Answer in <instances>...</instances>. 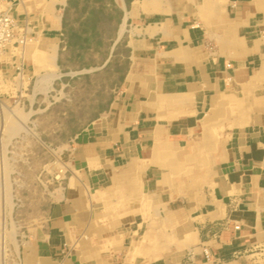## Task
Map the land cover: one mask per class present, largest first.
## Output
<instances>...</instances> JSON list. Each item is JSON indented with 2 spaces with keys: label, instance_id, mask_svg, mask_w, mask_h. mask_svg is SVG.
Returning <instances> with one entry per match:
<instances>
[{
  "label": "crops",
  "instance_id": "0c3cea01",
  "mask_svg": "<svg viewBox=\"0 0 264 264\" xmlns=\"http://www.w3.org/2000/svg\"><path fill=\"white\" fill-rule=\"evenodd\" d=\"M0 1L31 25L22 72L15 53L0 72V131L93 37L127 65L22 264H264V0Z\"/></svg>",
  "mask_w": 264,
  "mask_h": 264
},
{
  "label": "rangeland",
  "instance_id": "374dc122",
  "mask_svg": "<svg viewBox=\"0 0 264 264\" xmlns=\"http://www.w3.org/2000/svg\"><path fill=\"white\" fill-rule=\"evenodd\" d=\"M96 38L87 41L96 50L78 49V72L53 71L57 74L47 81L36 76L4 113L0 264H22V251L44 224L52 193L67 171L75 136L108 107L123 79L126 62L98 59L109 54L110 45H94ZM38 58L42 63L43 54Z\"/></svg>",
  "mask_w": 264,
  "mask_h": 264
},
{
  "label": "built area",
  "instance_id": "2783aa9c",
  "mask_svg": "<svg viewBox=\"0 0 264 264\" xmlns=\"http://www.w3.org/2000/svg\"><path fill=\"white\" fill-rule=\"evenodd\" d=\"M31 25L28 21L21 23L16 15L0 1V72L9 54H20L22 61L16 66L22 72L23 51L29 42Z\"/></svg>",
  "mask_w": 264,
  "mask_h": 264
},
{
  "label": "bare ground",
  "instance_id": "6f19581e",
  "mask_svg": "<svg viewBox=\"0 0 264 264\" xmlns=\"http://www.w3.org/2000/svg\"><path fill=\"white\" fill-rule=\"evenodd\" d=\"M41 80L43 81L44 80V77L41 78ZM6 115V114H5ZM5 117V116H4Z\"/></svg>",
  "mask_w": 264,
  "mask_h": 264
}]
</instances>
